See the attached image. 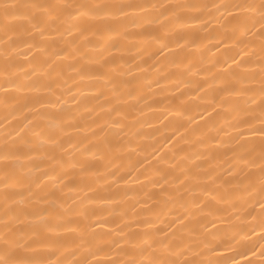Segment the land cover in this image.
<instances>
[{"label": "bare ground", "instance_id": "6f19581e", "mask_svg": "<svg viewBox=\"0 0 264 264\" xmlns=\"http://www.w3.org/2000/svg\"><path fill=\"white\" fill-rule=\"evenodd\" d=\"M132 2L142 3L145 0H132ZM152 2L201 4L211 3L213 0H152ZM216 2L243 3L245 0H216ZM161 11L169 12L167 9ZM185 15L189 19L188 26L176 31L189 39V43L182 48H176L177 37L169 36L168 43L173 50L171 52L165 50L163 55L159 52L160 45L152 40L124 41L120 37L112 36L109 42L108 37L111 35L108 30L109 25H104L105 41H97L95 37L91 39L94 44L106 43L107 47L105 49L95 47L85 51L93 60L104 55L109 65L113 62L119 65L118 71L122 74L113 80L112 85H109L107 81L80 80L77 73L71 71L68 66L69 64L83 65L84 74L89 76L101 74L107 70L106 68L79 59L78 61L64 60L62 54L60 59L56 58V54L60 53L61 49L77 40L76 35L69 36L65 32L63 36H57L55 41L50 39L47 56L35 48L31 50V55H34L38 62L55 60L54 68L63 71L62 76L54 75L51 80L39 74L35 76L31 74V69L26 62L29 57L24 55L29 52V49L22 43L19 47L20 54L13 55L16 56L18 63L25 66L26 72L18 74L17 82L25 85L47 84L53 89L55 95L47 91L37 93L13 90L10 92V95L16 98L18 107L24 115H17L16 119L8 115V120L11 121L8 124L3 119L7 112L0 108V142H3L5 138L10 139L16 136L17 133L30 135L29 129L32 125H29L25 116L28 118L39 116L34 120V124L39 125L43 130L45 139L48 134L58 128H64L68 133L61 141L67 149L66 152H61L57 146L40 143L35 150L33 161L20 162L30 164L34 169L39 166V171L34 170L31 173L34 179L43 178L44 172L62 177L63 192L56 187L53 180H45L47 187L42 195L46 199H61L66 207H71L73 213L80 214L66 215L58 220V223L90 224L91 231L94 233L104 235L111 232L114 239L120 240L121 237L116 233H119L121 229L124 231L131 229L141 233L152 231L146 228L147 222L163 221L160 227L164 228L177 217L183 218L185 207L181 205L184 204L193 213L185 220V224L197 234H207L208 239L217 245L214 253L205 249L197 259L227 258V264H247L251 253L245 254L246 247L243 245V240L248 234L249 225L254 223L251 217L246 216V208L250 210V206L233 207L230 202H218L219 197L217 201L204 197L206 204L201 210L192 205L194 199L202 198L199 191L183 192L176 197V202L170 201L169 197L161 193L162 191L176 193L173 177L182 178L181 168H192L195 171V165L211 163L204 158L209 151H212L217 158V164L214 165L216 174L231 179L226 171L228 164L219 163V161L231 156L234 141L238 136V133L225 123V121L235 123L236 121L233 120L235 114L227 107H217L216 111L212 112V101L219 100L222 95L221 89L226 82L235 84L231 73L258 74L260 72V40L257 31L259 26L253 29L251 21L235 22L230 17L225 19L227 13L221 16V13L214 9L210 13L188 12ZM195 16H200L203 23L193 21L191 18ZM160 18L164 19L165 23L168 22L165 17ZM126 26L132 36L145 31L135 27L131 19L126 22ZM245 26L256 32V35H240L245 31ZM110 27L119 28L120 26L112 23ZM234 29H239V32L234 33ZM147 32L157 37L160 35L155 24L148 26ZM237 35L239 39L236 38ZM23 39L29 40L30 43H39L41 38L37 33L34 40L30 37ZM241 40L244 43H241ZM238 52L240 53L238 59L242 58L244 62L251 60L252 65L245 63L243 68H238L232 64V57ZM2 79L0 78V82ZM113 85L124 103L117 104V97L112 95ZM245 87L256 90L255 100L258 102L259 83H249ZM96 88H99L104 95L97 92ZM129 92L139 96V99L131 98L128 95ZM3 94V89H0V96ZM37 96L46 102L60 98L67 103L64 104L63 109L47 104L43 107L36 105L39 113L35 111V107L32 112H28L25 106L33 107V98ZM74 98L79 100V103H74ZM229 99L240 109L256 107V104L248 103L252 99L251 95ZM109 105L121 108L127 115L128 119L124 121L123 129H115L105 123V121L122 119L114 111L109 110ZM205 109L208 111L206 112ZM96 124L104 125V136H93L91 129H95L97 133L100 131L96 128ZM22 128L24 132H21ZM214 128H220L223 131L218 134L213 130ZM225 131L230 135H225ZM201 133L203 136L200 135ZM213 137L216 139H212ZM105 139L117 146L118 150L114 149L111 154L106 153L105 146L101 143ZM201 139L205 140L206 144H201L199 142ZM255 139L258 141V138ZM216 140L222 143L217 144ZM230 140L233 143H228ZM69 142L77 144L78 147L83 143L92 154L82 156L80 151L70 147ZM102 152H105L104 158H101ZM45 153L55 155L57 158L63 156L64 160L71 158L90 162L93 166L92 171L97 175L82 178L77 168L71 169V174L64 177L60 166L49 160ZM185 153L191 158L184 159ZM174 162L178 167H172ZM112 172H115L117 177L123 176L124 181H120L117 185L111 176ZM164 174H167L166 177ZM165 178L169 183L165 184L162 190L159 184H163ZM86 184L91 185L94 191H88ZM190 185V181H185V186ZM70 187L77 190L69 191ZM82 187L84 191H79L78 189ZM203 187L211 189L213 186L209 181L205 182ZM241 194L242 189L237 190L236 195ZM118 195H126L125 203L111 202ZM87 197H92V200H88ZM103 200L109 202L102 203ZM49 207L50 205L46 203L33 204L27 211L43 215L44 209ZM17 208L20 211L24 206L17 205ZM256 210L260 211L258 205ZM66 235L71 240L77 234ZM225 242H227L228 251L224 250ZM125 247L128 246L125 245ZM75 253L73 255V249L67 251L44 249L41 251L40 258L52 260L59 258L72 264L85 257L92 259L83 248L75 249ZM98 259L105 260V254L99 253Z\"/></svg>", "mask_w": 264, "mask_h": 264}, {"label": "snow or ice", "instance_id": "6c2138e0", "mask_svg": "<svg viewBox=\"0 0 264 264\" xmlns=\"http://www.w3.org/2000/svg\"><path fill=\"white\" fill-rule=\"evenodd\" d=\"M169 10L168 13L161 11ZM216 10L224 16L227 13L232 21L239 22L241 20L251 21L252 28L257 29L260 40L259 67L260 72L254 74L251 72H233L232 79L235 84L226 82L221 89L222 95L219 100L212 101V112L216 111L217 107L229 108L235 115L233 120L225 121L234 132L238 133L231 150V156L227 157L219 163H226L231 179L225 178L216 174L214 165L217 164V158L212 151H209L205 159L211 161L207 165H195V171L192 168H181V177H173L176 188V193L171 194L168 191H162L163 196L169 197V200L176 202V197L182 195L183 192L201 193V199L192 201V205L203 210L206 201L204 197H210L212 201L221 203L230 202L233 207L250 206V210L246 208V216L251 217L254 221L249 225L248 234L244 237L243 245L246 247V253H251V257L247 260V264H264V0H245L243 3H219L213 0L211 3L188 4V3H155L152 0L137 3L132 0H0V89H3V95L0 96V108H3L7 115L3 117L8 124V115L12 119H16L17 115H24V112L18 107L16 98L10 95L13 90L22 92L24 90L41 92L47 91L55 95L53 89L47 84L25 85L18 83L19 73L26 72L24 65L18 63L16 53L19 55V47L23 43L28 47L29 52L25 53L27 65L31 69L33 76L39 74L46 77L48 80L53 79V76H62L63 71L54 68L55 60H46L43 63L37 61L34 55H31V50L35 48L37 51L48 55L49 40L55 41L57 36H63L66 32L69 36L76 35L77 40L69 43L66 48L61 49L60 53L56 54V58L60 59L61 54L64 60L78 61L84 60L95 63L101 68L107 70L95 76L85 75L83 65L69 64V69L74 71L79 76L80 80H99L107 81L112 85L113 80L121 75L118 71L119 65L114 62L109 65L104 55L93 60L88 56L85 49L107 47L106 43L94 44L91 38L95 37L97 41H105L104 25H109L108 37L109 42L112 36L120 37L124 41L129 39L152 40L160 45L159 52L165 54V50L171 52L173 49L169 46L168 37L176 36L175 47L182 48L189 43V39L185 38L176 29H183L188 26L189 19L186 17L188 12L210 13ZM170 13V14H169ZM244 14L241 16L240 14ZM165 17L168 20L165 23ZM131 19L135 27L144 29L145 31L132 36L127 29L126 22ZM196 23H203L200 16L191 18ZM112 23L119 25V28L110 27ZM155 24L160 33L159 37L147 32L148 26ZM50 30V31H49ZM239 29H234V33H238ZM37 33L40 36L39 43L29 42L23 39L30 37L35 39ZM256 35V32L251 31L245 26V31L240 35L248 36ZM239 39V35L236 36ZM183 41V43H181ZM195 42L194 40L192 41ZM244 43L243 40L240 41ZM114 46V45H113ZM123 50V49H121ZM247 54V53H245ZM238 52L232 57V64L238 68H243L245 63L249 66L252 61L244 62ZM159 70V69H157ZM258 76V80H257ZM259 83V101L255 100L256 90L247 88L245 85L249 83ZM127 83V82H126ZM236 85H240L239 87ZM100 92L99 88H96ZM101 95L104 93L100 92ZM112 95L117 97V104L124 103L120 99V93L113 85ZM128 95L133 99H139V96L129 92ZM252 99L248 101L249 105L256 104V107H248L244 109L238 108L235 103L230 100V97L248 96ZM74 103H79V100H73ZM64 101L60 98L56 100H48L47 102L41 97L33 98V107L25 106L28 112H32L36 105L40 107L50 105L51 107H59L63 109ZM11 109V111H9ZM109 110L114 111L122 119L115 121H105L110 127L115 129H123L124 121L128 119L125 112L116 107L109 105ZM35 111L39 113V108L35 107ZM207 112L208 110L205 109ZM179 114V112L177 113ZM211 115V113H209ZM29 134L16 136L10 139L5 138L0 142V264H72L65 260L57 258L42 259L41 251L44 249L67 251L83 248V250L92 257L83 260H77L74 264H227L225 259H197L205 249L210 252H215L217 245H214L212 240L208 239L207 234L194 232L187 224V220L193 215L190 208L185 207V215L183 218L177 217L166 227H160L159 223L147 222L146 228L152 231H144L137 233L129 229L124 231L121 229L119 235L120 240L114 239L112 233L98 235L91 231L90 224L71 222L70 224H61L57 221L73 213L71 207H66L61 199L53 198L46 199L42 193L45 192L47 185L45 180H53L56 187L61 192L64 191L62 177L53 175L49 172H44L43 178L34 179L31 173L39 171V166L34 169L30 164H21V161H33L35 150L40 146V143L57 146L61 152H66L61 143L63 136L68 133L64 128L53 130L47 135L39 125L34 124V120L39 116L28 118ZM203 118V117H202ZM258 125V126H257ZM96 128L100 131L97 133L95 129H91L93 136L102 137L105 135V128L102 124H96ZM218 134L223 129L214 128ZM24 132V129H21ZM225 135H230L224 132ZM203 136V133L200 134ZM258 138V141L257 139ZM212 139H216L213 137ZM201 144H206V141L201 139ZM101 143L105 146L106 153L111 154L117 146L113 145L108 140H102ZM217 144L222 143L216 140ZM233 143V141H228ZM71 148L77 149L81 155L92 154L90 149H86L81 143L77 144L69 142ZM118 150V149H117ZM49 160L59 165L63 176L70 175L71 169H79V175L82 178L89 176L95 177L97 174L92 171L90 162L77 161L75 159L64 160L63 156L57 158L55 155L45 153ZM105 152L101 153V158H104ZM184 159H190V155L185 153ZM159 159V157H157ZM173 168L178 167L174 162ZM209 169H212L209 171ZM160 174V173H158ZM165 177L167 174H164ZM111 176L119 185L120 181H124V177H117L115 172ZM185 181H190V186H185ZM211 182L212 188L203 187L205 182ZM127 183V181H125ZM167 178L159 187L163 190L164 185L168 184ZM34 185V188H33ZM88 191H94L91 185L86 184ZM242 189V194L237 196V190ZM69 191L77 189L69 188ZM79 191H84V188H79ZM27 192V195H25ZM92 200V197H87ZM152 199V197H149ZM125 196H117L112 199V203H125ZM102 203L109 201L103 200ZM46 203L49 208L44 209V214H34L27 211L33 204ZM17 205H23V210L18 211ZM257 205L260 209L257 212ZM114 231V230H113ZM77 234L73 239L69 240L66 234ZM214 235V234H213ZM127 245L128 247H125ZM225 251H228L227 242H225ZM31 253V255H29ZM104 253L106 259L101 261L98 259V254ZM123 257V258H120Z\"/></svg>", "mask_w": 264, "mask_h": 264}]
</instances>
